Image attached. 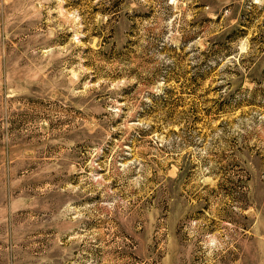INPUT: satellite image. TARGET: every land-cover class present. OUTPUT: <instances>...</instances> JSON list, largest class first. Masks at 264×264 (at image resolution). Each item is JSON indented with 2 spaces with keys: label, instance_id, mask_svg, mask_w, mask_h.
I'll return each mask as SVG.
<instances>
[{
  "label": "rangeland",
  "instance_id": "374dc122",
  "mask_svg": "<svg viewBox=\"0 0 264 264\" xmlns=\"http://www.w3.org/2000/svg\"><path fill=\"white\" fill-rule=\"evenodd\" d=\"M0 264H264V0H0Z\"/></svg>",
  "mask_w": 264,
  "mask_h": 264
}]
</instances>
